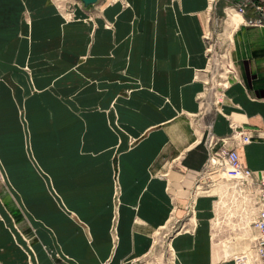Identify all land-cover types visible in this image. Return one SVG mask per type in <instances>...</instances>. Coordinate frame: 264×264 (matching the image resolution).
<instances>
[{"label":"crops","instance_id":"crops-1","mask_svg":"<svg viewBox=\"0 0 264 264\" xmlns=\"http://www.w3.org/2000/svg\"><path fill=\"white\" fill-rule=\"evenodd\" d=\"M67 2L74 20L56 0H0V145L17 127L32 163L30 136L55 135L63 146L43 175L48 203L26 205V217L42 216L27 219L46 236L51 264L143 261L187 203L190 217L170 240L175 264H235L212 236L223 185L192 194L220 178L205 171L208 125L219 137L230 122L248 132L240 161L264 172V28L225 17V0ZM222 22L233 75L217 83L215 100L204 35ZM13 198L16 226L25 213ZM28 248V264H39Z\"/></svg>","mask_w":264,"mask_h":264},{"label":"rangeland","instance_id":"rangeland-1","mask_svg":"<svg viewBox=\"0 0 264 264\" xmlns=\"http://www.w3.org/2000/svg\"><path fill=\"white\" fill-rule=\"evenodd\" d=\"M60 2L62 5L66 4L68 6L67 10L73 13V17L67 19L74 20L75 15L73 4L68 2L64 3V0H60ZM61 13L65 15L64 12ZM222 20L224 22L225 18ZM223 22L215 33L218 38L215 35L211 38L210 43L211 45H215L216 52L219 55L226 54L228 56V52L224 51V48L227 50V37H229V35L224 32ZM222 65L225 72L228 73L231 68V62L223 60ZM221 73H223V70H218L217 74L219 75ZM212 82V84L209 83L208 85L210 88L212 87L211 91H209V95L216 100L217 98H215L214 94L216 93V96L218 94L216 91L217 83L220 84L224 81L217 77L216 80ZM202 97L206 100V95H203ZM207 102L208 103H204V101H202V109L209 108V100H207ZM14 129L15 130L12 131L11 142L7 146L0 145V168L5 176H3V173L0 170V264H28L26 250H29V246H32V250L35 252L39 264H51L46 251L43 249V245L47 243L46 236L36 224L32 225V227L28 222V219L31 222L36 217L42 219V216L35 214V217L32 213H29V215L27 214V219L25 216L26 212H28L26 205L29 206L33 212V210H35V204H38L41 207L48 203L47 195H50V193L44 182L43 175L47 174L50 176L49 171L57 168L59 155L63 146L55 135H49L45 132L40 133L37 135L36 140L34 137L32 138L30 136L33 158L32 163V161L28 159L24 149L23 132L21 130H16L17 127ZM13 196H15L17 201L20 202L19 204L25 213L22 215L21 211H19L22 215L23 221H18L16 223V220L14 219L16 226L11 220V216L17 217L18 213L15 208V200ZM241 207V198L238 196H235L234 199L230 200L229 209L234 213V216L228 219V224H237L239 222L238 219H240V217L242 219V216H240ZM181 210V212L175 210L171 215L173 218H170L171 220L167 225L162 228V230L156 232L154 246L158 244L157 250L151 257L152 260H150L149 257L144 259L146 263L155 261V258H160L161 255L164 260H168L169 257L170 263H173L174 259L172 258V252L169 246L172 237L169 240V235L184 229L185 222L190 217L191 212L189 203H187ZM40 222L42 224L41 220ZM35 230H38V232ZM229 230L231 233L230 236H228L234 240L228 238L226 241H222V244L220 245L221 255L225 259H228L229 257L235 259L244 258L243 262L239 260L237 264H253V253L248 247V242L254 237L252 229L249 230L248 237L235 235V232H232L231 229ZM214 236L215 243L216 241L221 242V233L219 230L214 233ZM156 264L163 263L159 261Z\"/></svg>","mask_w":264,"mask_h":264},{"label":"built area","instance_id":"built-area-1","mask_svg":"<svg viewBox=\"0 0 264 264\" xmlns=\"http://www.w3.org/2000/svg\"><path fill=\"white\" fill-rule=\"evenodd\" d=\"M227 2V9L225 11V17L228 16L230 11L237 13L241 17H244V21L253 26L264 28V0H225ZM214 0H210V4ZM59 7V6H58ZM67 5L64 4L60 7L61 11L67 18H72L73 13L67 10ZM69 20V19H67ZM212 34L207 32L204 35V40L206 41V58L208 60L209 68L213 73V79L219 78L221 80H227V75H233V68L231 64L230 71L228 73L223 69L222 61L230 60V52L226 48L224 51L228 52V56L225 54L219 55L216 52L215 45H211ZM226 52V53H227ZM218 70H223V73L217 74ZM207 84L208 81H205ZM225 82L223 86L226 84ZM221 85V83H220ZM230 133L225 136H216L211 131V125H208V133L205 139V146L208 151V159L205 165V171H215L219 174L220 178L217 181H212L208 183L207 186H195L194 194L192 198L197 194V191L203 194H209L211 188L223 179L227 180L230 184L234 185L236 190V195L241 198L242 209L247 208L250 210L251 215V228L255 232V236L250 241V245L253 251V264H264V172L255 173L254 171L248 169L240 161L238 148L243 145H247L251 142V136L242 127L234 122H230ZM219 200V196H217ZM117 204V197L114 198V206ZM191 209V207H190ZM177 232L170 234V238ZM158 246V244H157ZM170 246V242H169ZM171 250V249H170ZM172 252V251H171ZM152 255L149 256L152 260ZM173 258V257H172ZM159 259V260H158ZM244 260V258L235 259L234 262ZM162 262L163 264H175L170 263L168 260H164L162 255L160 258H155L154 263H146L145 260L139 262H133L130 264H156L157 262Z\"/></svg>","mask_w":264,"mask_h":264},{"label":"bare ground","instance_id":"bare-ground-1","mask_svg":"<svg viewBox=\"0 0 264 264\" xmlns=\"http://www.w3.org/2000/svg\"><path fill=\"white\" fill-rule=\"evenodd\" d=\"M56 3L59 7H62V3L60 2V0H56ZM235 14L238 15L237 13H235ZM238 16L241 18L240 15H238ZM226 33L229 34L228 32H226ZM221 185H223V187H224L223 189H221V187H222ZM215 188L221 189V195L219 196V200H217L215 202V206H214L215 217H214V220L212 222V236H214V231H215L214 227H216L217 225H220L223 228L222 230L218 229L221 233V240L222 241H226L228 238H231V237H229L230 233H231L229 229H231L232 232H235V235H238L241 237H243V236L248 237L249 230H250V223H251V215H250L249 209H247V208L242 209V207H241V215L240 216H242V219L240 217V219H238L239 222L237 224H234V223L228 224L227 223L228 219H230L231 217L234 216V213L229 209L230 200L234 199L235 195L237 193L234 185L228 183L227 180L223 179L222 181L216 183L211 188L210 192L213 191ZM224 203H225V205H224ZM226 227L229 229H227ZM231 239L234 240L233 238H231ZM250 241L248 242V247H249V250L253 253L251 245H250Z\"/></svg>","mask_w":264,"mask_h":264},{"label":"water","instance_id":"water-1","mask_svg":"<svg viewBox=\"0 0 264 264\" xmlns=\"http://www.w3.org/2000/svg\"><path fill=\"white\" fill-rule=\"evenodd\" d=\"M80 1L83 7L87 8L89 6H94L98 3L99 0H77Z\"/></svg>","mask_w":264,"mask_h":264}]
</instances>
